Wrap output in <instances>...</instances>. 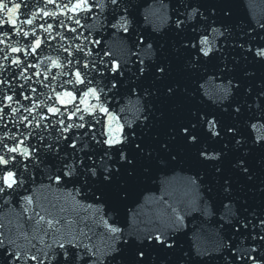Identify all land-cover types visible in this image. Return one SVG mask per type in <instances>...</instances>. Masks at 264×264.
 Segmentation results:
<instances>
[{"label": "snow or ice", "instance_id": "1", "mask_svg": "<svg viewBox=\"0 0 264 264\" xmlns=\"http://www.w3.org/2000/svg\"><path fill=\"white\" fill-rule=\"evenodd\" d=\"M240 3L0 0V208L24 218L0 264H264V16ZM190 214L213 229L189 242Z\"/></svg>", "mask_w": 264, "mask_h": 264}, {"label": "water", "instance_id": "2", "mask_svg": "<svg viewBox=\"0 0 264 264\" xmlns=\"http://www.w3.org/2000/svg\"><path fill=\"white\" fill-rule=\"evenodd\" d=\"M237 12L241 15L248 14L250 18L252 19H258L262 16H264V0H241L240 5L237 8ZM148 190L152 193H154L156 196H160L163 193L161 191H158V185H152L149 184L147 186ZM184 188L176 183L168 187L167 189V195L169 197V203H174L175 201L181 199L184 196ZM51 195L52 202H55L56 193L55 192H48V196ZM48 198L45 197V205L44 207L49 206ZM39 205V203H38ZM14 213L11 214L10 211H13ZM13 207L12 205L5 206L3 208H0V224L4 225V230L7 232L9 229H15L14 227L17 226V224H21V222L15 223V220L18 218V213L20 212V209ZM53 213H55L56 209H50ZM9 215V216H8ZM20 219L24 223V218L20 216ZM213 229V222L209 220L208 222H204L203 219L195 214H190L187 219V229L185 230L187 232V235L183 238V241H191V238H193L196 234H200L202 237H204L205 233H210ZM182 241V242H183Z\"/></svg>", "mask_w": 264, "mask_h": 264}]
</instances>
